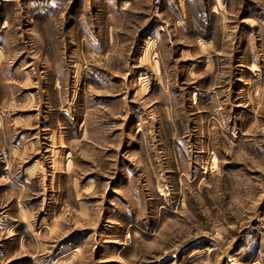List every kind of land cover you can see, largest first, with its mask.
<instances>
[{
    "label": "rangeland",
    "instance_id": "1",
    "mask_svg": "<svg viewBox=\"0 0 264 264\" xmlns=\"http://www.w3.org/2000/svg\"><path fill=\"white\" fill-rule=\"evenodd\" d=\"M0 264H264V0H0Z\"/></svg>",
    "mask_w": 264,
    "mask_h": 264
}]
</instances>
